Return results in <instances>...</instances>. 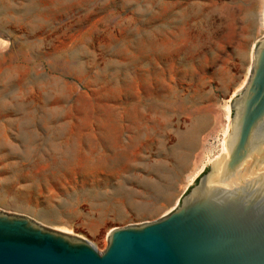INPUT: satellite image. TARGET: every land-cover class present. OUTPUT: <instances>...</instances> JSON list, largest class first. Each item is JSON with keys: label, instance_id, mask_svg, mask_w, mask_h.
Instances as JSON below:
<instances>
[{"label": "rangeland", "instance_id": "rangeland-1", "mask_svg": "<svg viewBox=\"0 0 264 264\" xmlns=\"http://www.w3.org/2000/svg\"><path fill=\"white\" fill-rule=\"evenodd\" d=\"M264 0H0V208L103 249L220 153Z\"/></svg>", "mask_w": 264, "mask_h": 264}, {"label": "water", "instance_id": "water-1", "mask_svg": "<svg viewBox=\"0 0 264 264\" xmlns=\"http://www.w3.org/2000/svg\"><path fill=\"white\" fill-rule=\"evenodd\" d=\"M0 264H264V34L228 99L220 153L169 210L110 227L100 249L0 208Z\"/></svg>", "mask_w": 264, "mask_h": 264}, {"label": "trees", "instance_id": "trees-1", "mask_svg": "<svg viewBox=\"0 0 264 264\" xmlns=\"http://www.w3.org/2000/svg\"><path fill=\"white\" fill-rule=\"evenodd\" d=\"M204 171H205V169L203 170V172H204ZM197 178H198V176L195 178V182H196Z\"/></svg>", "mask_w": 264, "mask_h": 264}, {"label": "bare ground", "instance_id": "bare-ground-1", "mask_svg": "<svg viewBox=\"0 0 264 264\" xmlns=\"http://www.w3.org/2000/svg\"><path fill=\"white\" fill-rule=\"evenodd\" d=\"M263 24H264V22H263ZM221 146H222V142H221ZM221 146H220V151H221ZM212 159V158H211Z\"/></svg>", "mask_w": 264, "mask_h": 264}]
</instances>
